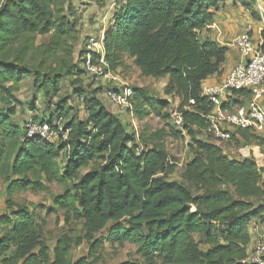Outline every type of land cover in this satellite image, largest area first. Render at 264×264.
Segmentation results:
<instances>
[{
	"label": "trees",
	"instance_id": "16d2710c",
	"mask_svg": "<svg viewBox=\"0 0 264 264\" xmlns=\"http://www.w3.org/2000/svg\"><path fill=\"white\" fill-rule=\"evenodd\" d=\"M224 1L119 0L107 14L105 69L115 74L132 64L143 76L167 77L165 94L180 97L193 155L169 180L175 160L167 137L185 136L170 124L168 110L160 114L168 102L132 87L131 113L143 118L151 109L167 128L133 130L105 104L102 86L83 66L90 35L82 11L95 2L107 12L106 0H0V177L6 195L0 264H94L89 258L103 241L134 245L144 264H253L245 261L248 227L264 221V166L252 156L230 158L204 137L213 106L200 85L221 70L227 47L200 31ZM233 2L258 17L252 0ZM262 37L264 48V31ZM28 79L32 94L21 100ZM190 98L195 103L183 110ZM25 108L32 118L22 116ZM27 120L46 124L56 140L27 137ZM229 141L235 148L264 147V137L246 129L235 130ZM45 182L62 186L47 210L81 222L87 256L72 257L82 240L66 234L50 251L38 213L12 200L18 191L43 190Z\"/></svg>",
	"mask_w": 264,
	"mask_h": 264
},
{
	"label": "built area",
	"instance_id": "2783aa9c",
	"mask_svg": "<svg viewBox=\"0 0 264 264\" xmlns=\"http://www.w3.org/2000/svg\"><path fill=\"white\" fill-rule=\"evenodd\" d=\"M118 1L106 0L109 4L106 14ZM252 1L254 10L259 15H264V0ZM104 18H107V15ZM102 38L103 33L98 37L90 35L87 38L83 66L86 72L93 76L94 81L100 83L103 88L102 99L109 108L117 110V112L113 111L116 115L120 116L124 111L131 113L133 88L114 82V73L105 69ZM234 44L240 54V60L230 68L226 77L220 82L211 84L203 80L200 85L201 96L206 97L213 106L212 110L205 115L209 125L204 137L211 138V141L215 143L228 141L237 129H246L252 134L264 137V107L259 102L264 94V48H262V42L254 43L250 23L244 24L241 32L234 39ZM93 56L98 57L96 64L92 63ZM243 92H247L248 95L244 96ZM194 103V99L190 98L183 106V110H189ZM169 122L176 130H180L183 136H186L183 115L178 109V103L171 105ZM25 128L27 137L37 136L49 141L56 138L55 132L46 124L28 120ZM130 128L137 130L138 126L132 121ZM250 228L256 229V221L250 223ZM245 261L264 264V229L257 236L254 247Z\"/></svg>",
	"mask_w": 264,
	"mask_h": 264
},
{
	"label": "rangeland",
	"instance_id": "374dc122",
	"mask_svg": "<svg viewBox=\"0 0 264 264\" xmlns=\"http://www.w3.org/2000/svg\"><path fill=\"white\" fill-rule=\"evenodd\" d=\"M85 7L86 9L83 10L82 13L85 12V15L88 16V18L84 27V33H88V35L98 37L101 35V31L103 33L108 23V19L104 18V16H106L107 14L105 12H102L101 10L104 8V4L94 2L88 4ZM220 7L226 9L227 14L230 13L231 10L232 12H237L236 10L240 11L243 8L240 3H234L233 0H225L224 3L220 4ZM127 62L130 64L131 60L127 59ZM114 76V82L118 84H125L135 88L142 87L143 90L153 99L166 100L168 102V106L165 109L160 110V114L165 110L169 111L171 109V105L176 104L180 101V97L177 95L165 94L164 88L167 84V77L153 78L150 76H143L140 74L138 68L133 66L132 64L128 67L119 69V71L116 72ZM26 82L28 85L24 86L22 91L19 93V98H21V100H28L32 94V90L29 86L30 80L28 79ZM111 110L114 111L116 109L111 108ZM22 116L32 118V112L30 113V111L25 108ZM119 118L125 124H127L128 127L132 126L133 121L137 126L147 125L152 129L166 128L165 120L162 119L161 115L157 116V114L151 109H149V113L143 118H136L133 113H128L125 111L124 113H122V115L119 116ZM196 135L200 137L201 133H197ZM54 140H56V138ZM190 141L191 139L188 136H185V138L177 137L174 135H170L167 137V151L169 155L172 156L175 160V166L173 170L167 174V179H177L179 177L183 164L188 161L193 155L190 148ZM217 144L221 147H236L234 145V142L229 140L218 142ZM242 147H245V145H241L238 148ZM258 163L262 164L261 158L259 157ZM4 189L5 182L0 177V212L5 211L6 208V195ZM61 191L62 186L60 184H56L54 182H45V188L43 190L18 191L13 194L12 200L18 204L31 206L36 211V213H38L40 219L42 220L41 240L45 245L49 247L50 251L52 250L56 240L61 235L66 234L72 238L74 237L82 240L80 245L73 246V249L71 250L72 257L76 258L79 256H87L90 246L89 242H87L83 238L84 231L81 222L69 218L67 220L64 212L61 210H47L52 206L53 197L61 193ZM195 239L200 240L199 236H195ZM201 247L204 248L205 245L201 244ZM94 257L96 259H94ZM94 257L89 258V260H94V264H117L126 260H138L141 264H144L140 256L136 253V247L132 244H124L122 246H118L111 245L108 242L103 241L101 246L97 248Z\"/></svg>",
	"mask_w": 264,
	"mask_h": 264
},
{
	"label": "crops",
	"instance_id": "0c3cea01",
	"mask_svg": "<svg viewBox=\"0 0 264 264\" xmlns=\"http://www.w3.org/2000/svg\"><path fill=\"white\" fill-rule=\"evenodd\" d=\"M106 13V9H101ZM237 12L226 13V9L220 7L214 12L213 22L207 25L200 31L201 37H209L211 40L216 41L219 45L227 47L225 54V62L221 66L218 73L208 76L204 81L208 84L217 83L223 80L230 68L240 60V54L234 44V39L241 32L245 23H250L252 26V39L255 44L262 42V31H264V15L253 17L249 10L244 7ZM83 19L88 16L83 13ZM102 33V31H101ZM21 99V98H20ZM260 104L264 107V94L259 100ZM111 109V108H110ZM235 132V131H234ZM223 153L230 158H237L239 156L247 157L252 156L259 166H264V147L256 145H247L242 148H234L232 146H222ZM258 157L261 158L262 164L258 163ZM250 241L246 247L249 253L254 247L255 240L259 233L264 229V221H256V229L252 230L249 224Z\"/></svg>",
	"mask_w": 264,
	"mask_h": 264
}]
</instances>
